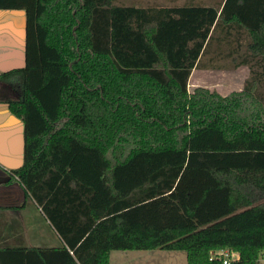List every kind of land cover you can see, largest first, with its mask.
I'll list each match as a JSON object with an SVG mask.
<instances>
[{
  "label": "trees",
  "instance_id": "16d2710c",
  "mask_svg": "<svg viewBox=\"0 0 264 264\" xmlns=\"http://www.w3.org/2000/svg\"><path fill=\"white\" fill-rule=\"evenodd\" d=\"M0 10L26 14L25 67L0 74L24 123L15 175L65 243L0 249V264H111L113 252L154 250L223 264L210 259L226 249L232 264H262L264 0H0ZM206 56L248 67L243 90L190 93L195 69L223 68Z\"/></svg>",
  "mask_w": 264,
  "mask_h": 264
},
{
  "label": "crops",
  "instance_id": "0c3cea01",
  "mask_svg": "<svg viewBox=\"0 0 264 264\" xmlns=\"http://www.w3.org/2000/svg\"><path fill=\"white\" fill-rule=\"evenodd\" d=\"M207 1L210 4H206ZM189 3L207 6L218 4L220 0H170L168 4L150 7L181 8ZM14 13L0 10V74L25 67L26 14L19 18L21 25L14 31L13 17H17ZM196 70L200 69L193 73ZM11 96L13 91L0 85V249L62 248L63 239L15 175L24 164L25 137L23 121L6 103Z\"/></svg>",
  "mask_w": 264,
  "mask_h": 264
},
{
  "label": "rangeland",
  "instance_id": "374dc122",
  "mask_svg": "<svg viewBox=\"0 0 264 264\" xmlns=\"http://www.w3.org/2000/svg\"><path fill=\"white\" fill-rule=\"evenodd\" d=\"M117 2L126 5H136V6H150V5H165L170 3V0H117ZM206 4H210L208 1ZM13 14V25L14 31L19 29L21 25V19H19L24 11H14ZM17 12H20L19 15ZM4 14V13H3ZM11 29V24H7ZM220 37L215 36L213 39V46L216 45L217 50H221L218 47V39ZM225 56L230 52L224 49ZM216 55V53L212 54ZM210 55V56H212ZM213 57V56H212ZM221 60V61H220ZM229 61V62H228ZM228 61H223L222 59H216L215 61L205 57L202 64L209 65L216 64L221 65L223 68L221 70H208L200 69L196 70L189 82V92L193 93L197 88H206L210 91H217L222 96H228L234 92H241L244 88L245 81L248 79L250 72L248 67H240L235 69L228 59ZM111 264H187V254L182 251H134V252H123L117 251L113 252L111 256ZM264 264V262H262Z\"/></svg>",
  "mask_w": 264,
  "mask_h": 264
},
{
  "label": "built area",
  "instance_id": "2783aa9c",
  "mask_svg": "<svg viewBox=\"0 0 264 264\" xmlns=\"http://www.w3.org/2000/svg\"><path fill=\"white\" fill-rule=\"evenodd\" d=\"M236 254L232 252L229 249L223 250L219 253L212 252L211 261L214 259H221L223 264H232V262L235 260ZM261 262H264V254L260 260Z\"/></svg>",
  "mask_w": 264,
  "mask_h": 264
}]
</instances>
